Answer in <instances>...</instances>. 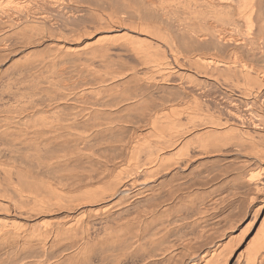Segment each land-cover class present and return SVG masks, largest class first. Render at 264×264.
Segmentation results:
<instances>
[{"label":"bare ground","instance_id":"1","mask_svg":"<svg viewBox=\"0 0 264 264\" xmlns=\"http://www.w3.org/2000/svg\"><path fill=\"white\" fill-rule=\"evenodd\" d=\"M3 64L0 264H264V0H0Z\"/></svg>","mask_w":264,"mask_h":264},{"label":"rangeland","instance_id":"2","mask_svg":"<svg viewBox=\"0 0 264 264\" xmlns=\"http://www.w3.org/2000/svg\"><path fill=\"white\" fill-rule=\"evenodd\" d=\"M37 24H38V26H40L39 23H36V26H37ZM38 26H37V27H38ZM12 35H13V34H12ZM14 37L16 38V36H14ZM14 37H12V38H14ZM12 38H9V40H12ZM9 42H10V41H9ZM13 42H15V39L13 40ZM13 42H12V43H13ZM34 51H35V50H34ZM34 51H33V52H34ZM46 51H47V50H45L44 52L42 51L43 53L40 52L41 56H42V57L44 56V58H45L46 56H49V53H51L50 51H47V52H48V54H47ZM34 53H35V52H34ZM37 53H38V56H39V52H38V51H36V55H37ZM45 53L47 54L46 56H45ZM28 54H29L30 56L33 55V54L31 55V52H29ZM34 55H35V54H34ZM34 55H33V56H34ZM36 55H35V56H36ZM38 56H36V57H38ZM50 56H51V54H50ZM39 57H40V56H39ZM39 57H38V58H39ZM15 58H17V57H15ZM40 58H41V57H40ZM40 58H39V59L36 58V59L39 61L40 64H42V67H43V70H44V67L49 63V59L46 58V60H44V62H42V60H41ZM21 59H23V58H21ZM17 60H18V61H17ZM17 60H16V61L18 62V65H17V66H21V67H17V66L15 65L16 68H17L18 70H17L16 68H12V67H15V66H12V67H10L11 70H10V69H7V70H6V72H8V73L5 72L6 74H4L3 72H1V73H0V75H1V76H0V80H1L0 82H1V83H2V81H4V80H9V77H10V80H11V78H13V80L15 79V80H14L15 82H17L16 78H17V79H18V77L21 78L20 76L23 77V74L20 75L18 71H19V70H22V67L24 66L23 64H26V62H25L24 59H23V60H22V61H23V62H22L23 64H22L21 62H20V64H19V57L17 58ZM37 60H35V61H37ZM40 60H41V62H40ZM14 61H15V59H14ZM29 61H31L32 64H33V63H36L35 61L33 62L32 60H29ZM38 61H37V62H38ZM24 62H25V63H24ZM27 62H28V61H27ZM15 63H16V62H15ZM36 64H38V63H36ZM40 64H39V66H41ZM34 65H35V64H34ZM43 65H45V66H43ZM1 66H4V67H5L4 64H3V65H0V68H1V69L4 68V67H1ZM26 66L28 67V63H27ZM29 66H30V68L32 67V66L30 65V63H29ZM39 66H36V65H35V66H33V67H35V68L37 67L36 70H37V69H41V70H42V67L39 68ZM24 67H25V66H24ZM27 67H25V69H26ZM33 67H32V71H33ZM35 68H34V69H35ZM13 69H14V70H15V69L17 70V71L15 70V72L18 73V75H16V76H17L16 78H15V74H16V73H15L14 71H13V73H12V70H13ZM25 69H23L24 72H23V70H22V72L27 74V72H25V71H27V70H25ZM27 69H29V68H27ZM9 70H10V72H9ZM2 71H4V70H2ZM2 73H3V74H2ZM9 73H10L11 75H9ZM12 74H13V75H12ZM3 75H4V76H3ZM7 75H8V77H7ZM24 75H25V74H24ZM2 79H4V80H2ZM10 80H9V81H10ZM4 82H5V81H4ZM11 82H12V81H11ZM1 83H0V84H1ZM64 83H65V82L60 83V84H61V85H62V84L64 85ZM91 83L94 84L93 82H89L88 85H90ZM43 84H44V82H43ZM65 84H66V83H65ZM67 84H69V83H67ZM92 84H91V85H92ZM14 86H17V84L14 83ZM13 89L15 90V87H13ZM7 93H8V92H7ZM4 94H5V92H4ZM9 94L11 95V92H9ZM3 96H4V95H3ZM5 96L7 97L8 95L6 94ZM5 96H4V99H5V100H4L3 102H5L6 99H7V102L9 101L8 99H10L9 102H13V101H12L13 99H11V98H13V97H9V98L7 97V98H5ZM163 102H164V101H163ZM163 102H156V101H149V100H147V101H145V103H142L143 105L141 104V107H142V108H143V106L146 107L147 104H149V106L152 105V108H153V104H154V108H153V109L156 108L155 110H153V109L150 108L149 106H148V107H149L150 109L147 107V109L149 110V113H153V114H158V113H159V115H161V114L166 110V109H163V106H164V103H163ZM0 103H1V102H0ZM150 103H151V104H150ZM157 103H161V104H160L161 106L159 107V105H158ZM145 105H146V106H145ZM169 105H170L169 103H168V104L166 103V106H169ZM176 105H177V104L174 103V106H176ZM177 106H178V105H177ZM177 106H176V107H177ZM139 107H140V106H139ZM139 107H138V108H139ZM161 107H162V108H161ZM172 107H173V105H172ZM178 107H182V106H178ZM147 109H146V111H148ZM151 109H152V110H151ZM156 110H157V112H158V110H159L160 112L157 113ZM152 111H153V112H152ZM154 112H155V113H154ZM137 115H138V112H137L136 110H126V111H124V117H126V116L129 117V119H128L127 117H126V119H127L128 121H131V122H129V123L132 124V126L135 125L134 122H136V121H138V123H140V124L142 125L141 127H138V126H137L136 129H135V127H134L132 130H131L130 128H128L129 130H128V131H125V134H124L125 137H126L127 135H132L131 133H132L133 130H136V131H137L136 136H135L136 139H141V138H143V136L148 135L147 132H146L147 129H145L146 126H145V124H143L142 117L140 118V117H138ZM130 117H131V118H130ZM145 122H146V124H148L149 121H145ZM128 126H130V125H128ZM139 126H140V125H139ZM137 128H138V129H137ZM134 135H135V134H134ZM151 139H153V138H151ZM104 155L107 157V154H104ZM128 156H129V154H127V152H126V153L122 154V156L120 157V159L117 161V162H122V163L120 164V169H121V171H125V170L127 169L126 162H132L131 160H129ZM104 159H105V158H103V160H104ZM108 159L110 160V161H108V162H113V161H111V158L108 157ZM138 162H145V150H144V148H143V149H140L139 152H138ZM96 166H97V165H96ZM106 175H107V174H106L105 172L102 174V176H106Z\"/></svg>","mask_w":264,"mask_h":264}]
</instances>
